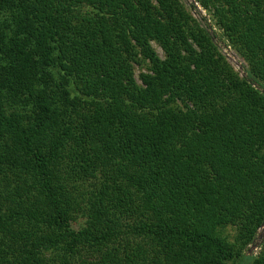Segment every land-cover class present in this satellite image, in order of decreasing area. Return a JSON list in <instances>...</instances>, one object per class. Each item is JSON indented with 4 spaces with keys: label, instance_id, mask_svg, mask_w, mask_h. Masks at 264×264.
<instances>
[{
    "label": "trees",
    "instance_id": "1",
    "mask_svg": "<svg viewBox=\"0 0 264 264\" xmlns=\"http://www.w3.org/2000/svg\"><path fill=\"white\" fill-rule=\"evenodd\" d=\"M197 1L245 77L179 0H0V264H264V0Z\"/></svg>",
    "mask_w": 264,
    "mask_h": 264
},
{
    "label": "rangeland",
    "instance_id": "2",
    "mask_svg": "<svg viewBox=\"0 0 264 264\" xmlns=\"http://www.w3.org/2000/svg\"><path fill=\"white\" fill-rule=\"evenodd\" d=\"M181 5L187 10V12L195 19L197 22L204 27L212 41L216 45L218 51L224 56L225 60L229 63L232 69L237 72L239 77L246 76V62L243 58L236 52V50L231 46L230 42L220 36V32L213 26L210 16L206 9H204L197 0H179ZM151 45L159 57H164V52L161 46L155 42L151 41ZM133 76L138 84H141L140 73L148 72L149 63L147 60L138 56L137 61L131 62ZM256 86V85H255ZM257 87V86H256ZM260 90L263 91L261 88ZM75 228H77L78 223L75 221ZM223 234L228 237L229 240L232 239L234 235V230L230 227L224 229ZM264 251V223L260 225L256 232L255 237L252 241L243 248V252L251 256H259Z\"/></svg>",
    "mask_w": 264,
    "mask_h": 264
}]
</instances>
